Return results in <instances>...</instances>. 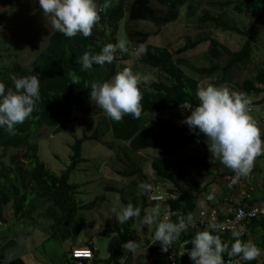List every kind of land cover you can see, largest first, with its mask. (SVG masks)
I'll use <instances>...</instances> for the list:
<instances>
[{"label": "trees", "instance_id": "obj_1", "mask_svg": "<svg viewBox=\"0 0 264 264\" xmlns=\"http://www.w3.org/2000/svg\"><path fill=\"white\" fill-rule=\"evenodd\" d=\"M152 0H111V7L100 13V21L93 28L92 34L85 38L82 34H77L73 38H68L58 31H53L49 36L47 45L29 62L28 66H21L17 59V54L12 53L9 44L0 41V82H3L6 89L14 87L10 74L17 77L30 75L38 76L40 80V99L37 101L32 115L23 123L16 126V133L9 135L4 128H0V147L3 149L14 148L18 150L9 156L8 163H4L0 158V219L3 217L4 207L11 205L14 214L21 215V218L37 221L39 219L50 220V237L57 238L61 229L68 230L76 221L79 211L88 210L92 202L82 204L77 198L79 183L70 182V174L75 171L79 164L85 161L82 156V143L87 140H96L105 143L100 136L101 128L96 125L91 134L83 133L81 137H75L70 145L69 163L60 173H54L49 170L38 154V143L35 139L36 130L45 125L52 127L54 131H61L71 118L73 111L82 110L91 115L98 114L101 110L94 102L90 100V88L92 83H102L109 81L119 70L118 61L125 58L128 53L120 54L119 49L115 53V59L112 63H105V67L93 64L89 70H82L81 64L77 63L78 57L84 52L97 54L102 47L108 43L116 44L115 37L119 21L127 16L130 20H147L156 27H161L173 22L178 18L179 8L186 5V14L193 15L194 0H155L161 6L166 8L163 14H158L156 8L152 5ZM104 1L102 2V4ZM231 3V0H225L218 3L225 6ZM235 8L242 11L247 8L254 17L251 28L248 29L249 37L243 42L237 50L230 49L225 43L220 42L217 37L212 35H198L195 38L186 37L183 46L177 49L176 53L195 48L204 41H208L207 55L205 57L210 62L208 66H198L186 58H174V54L165 46H156L147 43L148 37L157 33L154 31L136 30L130 32L131 36L139 44L146 47L147 53H139L138 61L149 67L156 68L162 73L163 78L154 80L149 84L141 82L139 85L143 93L142 106L143 111L139 119L131 116H125L121 122H115L109 119L106 114L103 129L104 135L107 134L111 141L126 142L128 151L131 154L138 153L145 149L157 150L150 159V168L156 180L168 181L172 184L170 192L173 197L166 195V203L170 210H180L179 215L185 218L189 213L196 209V199L204 190L203 187L196 192L189 191L177 178L171 170L174 162L166 151L181 149L191 142H197L201 148L200 156L183 160L188 166L200 169L205 176L212 174L224 175L223 172L211 170V153L207 148V138L198 130H191L184 118L175 120L172 111H180L186 106L195 107L199 101L196 97V91L200 87L199 80L194 74L200 76H212L218 74L219 82L225 84L230 80L237 83V90L246 95L258 94L264 91V61H256L254 73L245 77L241 82L234 81V73L239 66H243L252 61V44L254 33L258 31L257 18L259 14L264 15V0H235ZM257 18H256V17ZM199 24L212 23L215 27L223 31H231L237 34L245 32L238 27L231 18L223 19L204 11L198 17ZM13 42V41H12ZM14 44V43H13ZM12 56V58H9ZM126 59V58H125ZM126 67L125 64L123 68ZM193 74L186 72L185 68ZM122 68V69H123ZM74 72L80 77V84L71 82L68 73ZM216 79V78H214ZM234 90V89H233ZM178 109V110H176ZM189 111L190 109L186 108ZM169 113L166 118L153 120L152 125H148L151 117L157 114ZM148 116V117H147ZM126 159L133 168L126 172L118 171L123 177L138 175L145 182L150 183V178L143 171L142 164L134 161L126 155ZM218 163V162H217ZM219 164H215L217 168ZM230 175H234L233 172ZM228 184V183H227ZM196 187L198 184H195ZM228 186L229 192H236V186ZM108 190L119 193L123 205L131 203L125 198V192L122 188L112 186L106 187ZM148 193L141 195L142 202L140 208V218L145 214V208L149 205H155L157 201H148ZM254 199L245 203H252ZM132 204V203H131ZM134 218L129 219L124 224L112 223L103 230L104 234L117 233L120 239L115 244L113 251L107 258L94 259L90 264H129L130 252L125 251L121 244L128 240H133ZM72 231V230H71ZM70 231V232H71ZM247 232H249L247 234ZM264 217L254 218L247 225V231L240 237L242 240H249V236L254 239V243L260 247L261 242L257 238H264ZM64 233H68L65 231ZM71 238V234L68 233ZM213 234L218 235L213 232ZM73 235V234H72ZM192 236V235H191ZM222 241L229 244L234 242L232 233L219 235ZM73 237V236H72ZM193 237V236H192ZM159 244V242L154 243ZM89 248L93 245L86 242ZM156 247V246H155ZM71 249V248H70ZM149 254L152 257V264H165V259L158 256L150 248ZM94 255L97 256L96 249ZM120 263V258L124 256ZM223 256L229 257L227 253ZM183 260V264L187 263ZM256 262V259L253 260ZM61 264H72L70 250L65 253ZM138 264H143L139 262Z\"/></svg>", "mask_w": 264, "mask_h": 264}, {"label": "rangeland", "instance_id": "obj_2", "mask_svg": "<svg viewBox=\"0 0 264 264\" xmlns=\"http://www.w3.org/2000/svg\"><path fill=\"white\" fill-rule=\"evenodd\" d=\"M211 1L212 0H194L192 3L194 4L195 14L187 15L185 5L183 8H181L182 13L179 15V18L159 28L150 21L130 20L127 15H125L124 18L119 21L115 34L116 40L117 42L122 39L126 40L128 42L127 47L136 46L137 51L128 54L125 57L126 59L123 58L118 61L119 70H122L123 64H130L132 71L141 77V81L144 84H149L154 80H160L163 78L162 73L156 68L149 67L148 65L138 61L142 45L135 41L137 40L136 37L130 35V32L136 30H158L157 33L148 37L147 43L156 46L167 47L174 54L175 59L182 57L190 60L195 65L208 66L210 62L205 57V55H207L206 50L208 47V41H204L195 48L185 50L179 54L176 52L178 48L184 45L187 36L193 39L198 35H212L224 42L228 41L227 38H238L235 37V35H233V33L230 31H223L220 28L215 27L212 23L207 22L201 25L199 24L197 19L204 11H208L210 14L217 13L218 7L212 6L210 3ZM152 5L159 13H163V10H165V8L155 0H152ZM223 10L230 12L226 7H224ZM261 17L264 19V16ZM263 19L261 18V21H258L259 33L261 34L257 41V45H264ZM34 29L35 31L38 30L37 28ZM16 35L17 36H14L17 40V43L14 41L12 42L11 39H9V41L5 40L3 43H11V47L14 45L10 54H17L16 60L18 63L21 66H28L32 57L38 54V52L41 51L47 44L44 45V38H40L41 42L38 43V37L33 36L32 34L29 35V30H23V33L22 31L18 30ZM241 40L242 37H240V41ZM259 53H262V57H264L263 52L260 51ZM9 58H12V56ZM101 67L104 68L105 64L101 65ZM254 68L255 62L253 61H250L243 66H239L234 73V79L236 80L235 82H241V80L245 77L251 76L254 73ZM184 70L193 74L186 68ZM194 76L198 78L200 87L205 86L208 83H214V75L200 76L194 74ZM255 96L253 95L254 98ZM250 101V108L253 106L256 109L253 110L252 114L255 111L258 114V126L263 133L264 104H257V100L250 99ZM179 110L180 111L177 112L172 111L174 113L173 116H169L168 112L154 115L149 119L148 125H152L153 120L166 118L167 116L175 120H182L184 117L189 115V111L186 108ZM104 115L105 112L102 109L98 114L95 115L85 113L82 110H75L73 111L70 120L66 124V127H64L61 131H54L52 127L43 125L37 129L35 133L40 159L44 162L45 166H47L49 170L56 174L60 173L69 163V154L71 153L70 145L75 137H81L83 133L88 135L91 134V130L96 125H98L101 128L100 130H102L100 134V136H102L101 138H103L102 141L105 142L102 143L96 140L84 141L82 143V156L85 158V161L79 164L77 169L70 174V182H76L80 184L78 188L79 192L76 195V198L82 204L87 202H92L93 204L90 209L78 212L76 221L69 231L65 230V228L59 231L57 240L55 242L61 250V257H63L65 253L61 249L62 247L60 244L63 240L62 234L65 231L71 234V230L75 239H79V241H81L78 243L79 246L83 245L85 247H89L88 245H85V242L91 243L93 248L97 250L96 252H98L100 258H107L113 251L115 244L120 239V237L117 233L104 234L103 230L106 226H111L112 223H118L115 213L112 211V209L116 207L117 211H119L124 205L121 203L119 193L108 190L106 187L112 186L115 188H122L125 192V198L129 200L134 207H139L142 202V194L138 195V185L141 182H145V180L138 175L123 177L118 173L119 170L126 172L133 168L127 161L126 155L130 156L134 161L142 164L143 171L150 178L151 185H153L154 181L157 179L150 168V159L153 155L159 154V152L153 149H145L138 153L131 154L128 151V145L126 142L111 141L107 134L104 135L103 133L105 132V128L103 129V126H105ZM102 124L104 125L102 126ZM261 138L264 139L263 134L261 135ZM15 152H18V150L14 148L3 149L0 147V158L4 163H8L9 156ZM166 153L171 156L174 162L171 168L173 175L179 178L182 184L189 191L194 193L202 186L204 188L203 192L205 191V188L208 187L211 189V193L216 195L221 193L220 196L222 197L225 193L229 192L227 186L228 178L234 175H230L232 171L225 167L219 158L211 156L209 168L217 172H223L224 175L212 174L210 176H205L200 169L188 166L183 163V160L185 159L193 158L194 156H200L201 148L197 142H191L181 149L173 148L166 151ZM215 164H219V166L216 168ZM255 165L258 166L259 170L261 171L259 177L255 176V180H264V159H256L254 167L251 171L252 174L255 173ZM245 178L246 177H241L240 181H245ZM196 183L198 184L197 187L195 185ZM172 187V184L167 181V184L165 185V191L168 197H173L172 193L170 192ZM201 194L202 192L200 193V196ZM117 197L119 198V204H117ZM221 203L223 206L227 205L224 201ZM156 204H160L162 213L164 210L163 204L161 202H157ZM155 205L147 206L145 208V214L141 218L135 217L134 219L133 240L136 241L137 247L134 251H129L131 255L129 264H138L139 262L143 264H152L153 256L149 254V250L150 248L153 250L155 249V244L152 242L156 225H142L141 221L146 213H148ZM38 220L39 222L45 221L43 223L46 224L47 228L49 227L50 220H42L39 218ZM72 234L70 240L72 239ZM257 240L264 241V238ZM263 256L264 254L261 252L260 256L257 258V264H264V259H262ZM124 257L125 255L119 260L123 261Z\"/></svg>", "mask_w": 264, "mask_h": 264}, {"label": "clouds", "instance_id": "obj_3", "mask_svg": "<svg viewBox=\"0 0 264 264\" xmlns=\"http://www.w3.org/2000/svg\"><path fill=\"white\" fill-rule=\"evenodd\" d=\"M38 2L51 28L68 38L77 34L89 37L100 21V13L112 6L111 0H104L100 5L96 0ZM127 43L124 39L116 44L108 43L97 54L86 51L76 62L81 64L82 70L91 69L93 64H110L115 59L117 49L121 53L128 52ZM140 51L147 53L146 47L143 46ZM68 75L72 83L80 84V77L74 72H69ZM9 78L14 87L6 89L5 84L0 82V128H4L9 135H14L16 126L23 124L35 110L40 99V80L32 73L21 77L10 74ZM141 82V77L134 73L131 67H124L118 70L110 81L92 83L90 100L115 122H121L125 116L139 119L143 111V93L139 87ZM196 97L199 103L195 107L186 106L190 109V115L184 118V123L191 130L204 134L208 141V151L234 173L231 184H235L241 177H247L256 159L264 155L261 129L258 121L250 114L251 101L243 92L230 90L224 84L216 86L212 83L198 87ZM138 188V195L153 191V186L147 182H141ZM112 211L119 224L140 216V208L131 203L122 206L119 211L114 207ZM194 223L191 213L186 218L182 214L179 215L177 222H172L167 214L161 218L160 204L152 207L141 221L142 225H156L152 243L159 242L164 252H167L181 233L186 232L189 225ZM209 229L198 231L194 238L185 242L192 245L188 255L193 264H224V253L229 257L238 256L244 261H252L260 256L261 249L253 241L240 238L243 235L242 229L233 228L234 242L230 248L219 235L213 234L216 231L214 226L210 225ZM121 247L125 251H134L137 243L128 240L123 242Z\"/></svg>", "mask_w": 264, "mask_h": 264}, {"label": "crops", "instance_id": "obj_4", "mask_svg": "<svg viewBox=\"0 0 264 264\" xmlns=\"http://www.w3.org/2000/svg\"><path fill=\"white\" fill-rule=\"evenodd\" d=\"M103 1L104 0H96L98 5L102 4ZM222 1L225 0H212L210 2L212 6L218 7L217 13L212 15L214 16L220 15L218 17H221L223 19L231 18L234 22H236L238 27L242 29L245 33L237 34L235 32L230 31L231 33H233V35H235V37L238 38H234V39L227 38L228 39L227 42L221 41L219 39L218 40L222 43H225L230 49L237 50L241 47V45L247 39V37H249L248 29L251 28L254 17L251 15L250 11L247 8H243L242 11H238L235 8V0H231V3L228 5L220 6L218 3ZM183 6L179 8L178 18L179 15L182 13L181 8H183ZM224 7L228 8L230 12L223 10ZM165 11L166 8L165 10H163V13ZM157 13L163 14V13H159L158 11ZM125 15H128L127 12L125 13ZM261 16L264 15L259 14L258 18L256 16L255 17L257 18L258 21L259 20L261 21V18L263 19V17ZM258 24L259 23L257 22V25ZM34 28H37L38 30L35 31ZM18 30L22 31V33L23 30H29V35L32 34L33 36L38 37V43L41 42L40 38H44L45 40L44 45L48 43L49 36L54 30L51 28V25L43 16L38 0H0V41L9 38L15 43H17L15 36H17L16 34ZM258 33H259V27H258V31H255L254 33V40L252 44L253 62L264 61V57H262V53L261 54L259 53L260 51L264 53V45H260V44L257 45V41L261 34ZM240 37H242L241 41H240ZM141 45L143 46V44ZM125 66L130 67L131 65L125 63ZM214 78H216L214 79V83H213L214 85L219 86L223 84L218 81V79H220L218 74L214 75ZM234 81L236 80L234 79ZM224 85H227L230 90L234 89V91L239 92V89L237 90L238 84L233 83L231 80L229 83H225ZM262 87L264 88V85ZM253 95L254 96L257 95V96H255L254 98ZM247 97L251 100H257L258 101L257 104H264V91L258 94L247 95ZM253 110L256 109L253 106H251L250 114L253 116L254 119L257 120L258 114L256 113V111L252 114ZM262 134L264 135V132L263 133L261 132V135ZM167 155L170 157L169 154ZM261 159H264V155H261L257 158V160H261ZM260 174L261 171L259 170L258 166H256L255 173L253 174L250 173L245 178V181L244 180L240 181L238 183L237 188L238 187L243 188L242 185L247 186L250 188V191L255 200L264 201V180H258V179L255 180V178L259 177ZM210 191L211 189L206 187L205 191L204 192L202 191L201 196L199 195L197 197L195 211L212 205V202L206 201L205 199V196L208 193H210ZM228 193H225L224 195ZM220 194L221 193L217 195ZM224 207L225 208L230 207V205L229 204L228 206L227 205L223 206L222 204L218 205V208L220 209ZM44 220H49V219H44ZM43 222L45 221L39 222V220L32 221L31 219L21 218V215L13 213L10 204L8 206H5L3 217L2 219H0V264H61V262L64 259L65 253L68 252L70 248L79 246L78 243L81 242L79 241V239H75L74 235H72L73 237L70 240V237H68L69 234L63 233L62 234L63 240L60 244L62 247L61 249L65 253L63 257H61L62 256L61 250L57 246V243L55 242L57 238L50 237V223H49V227L47 228L46 224ZM248 233L249 232H247V234ZM249 240L254 241V239H252L250 236H249ZM263 242L264 241L261 242V246L259 248L261 249V252H263L264 254ZM82 246L80 245V247ZM94 257L100 258L98 252H97V256L94 255ZM263 257L262 259H264ZM121 262L122 260L120 261V263ZM255 263L257 264V259Z\"/></svg>", "mask_w": 264, "mask_h": 264}, {"label": "built area", "instance_id": "obj_5", "mask_svg": "<svg viewBox=\"0 0 264 264\" xmlns=\"http://www.w3.org/2000/svg\"><path fill=\"white\" fill-rule=\"evenodd\" d=\"M136 47H128V54L135 51ZM121 53L120 54H126ZM128 67V66H126ZM228 178V185L238 186L240 179L235 184H231V178ZM167 181L156 180L153 183V191L148 193L149 201H157L163 204L164 210L161 213V218L164 215H168L172 222L178 221V213L180 210H170L168 203H166V191L165 185ZM243 188H237L236 192H227L228 194L223 197L213 193H208L205 196L206 201L212 202L211 206L198 209L191 214L193 215L194 224H190L186 232H182L180 237L176 239L167 252L161 250V245L156 244L155 252L158 256H162L165 259V264H183V260L187 259L186 264H193L189 258L188 251L192 245L185 244L186 241H190L194 238V235L201 230L209 229L212 225L216 229L214 233L222 235L225 233H232L233 228L242 229L243 232L247 231V225L254 218L264 217V201H257L254 199L250 188L242 185ZM211 197V198H210ZM254 199L252 203H245ZM227 202L230 207L218 208L221 202ZM229 208V210H228ZM211 230V229H209ZM193 237H192V236ZM222 239V238H221ZM224 240V239H222ZM94 248L91 249L85 246L72 247L70 249V257L72 264H88L94 257ZM224 264H256L252 261H244L240 257H224ZM100 264H105L101 262Z\"/></svg>", "mask_w": 264, "mask_h": 264}]
</instances>
